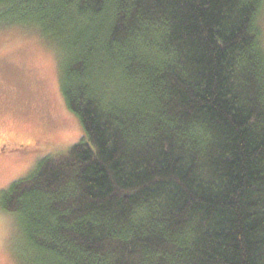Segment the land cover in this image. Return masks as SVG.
I'll return each mask as SVG.
<instances>
[{
  "label": "trees",
  "instance_id": "trees-1",
  "mask_svg": "<svg viewBox=\"0 0 264 264\" xmlns=\"http://www.w3.org/2000/svg\"><path fill=\"white\" fill-rule=\"evenodd\" d=\"M264 0H0L84 131L0 192L18 264H264Z\"/></svg>",
  "mask_w": 264,
  "mask_h": 264
},
{
  "label": "rangeland",
  "instance_id": "rangeland-1",
  "mask_svg": "<svg viewBox=\"0 0 264 264\" xmlns=\"http://www.w3.org/2000/svg\"><path fill=\"white\" fill-rule=\"evenodd\" d=\"M83 136L61 93L53 50L32 30H0V147L29 146L24 153L0 157V192ZM15 225L14 215L0 209V264H18L24 251Z\"/></svg>",
  "mask_w": 264,
  "mask_h": 264
},
{
  "label": "flooded vegetation",
  "instance_id": "flooded-vegetation-1",
  "mask_svg": "<svg viewBox=\"0 0 264 264\" xmlns=\"http://www.w3.org/2000/svg\"><path fill=\"white\" fill-rule=\"evenodd\" d=\"M29 146L26 144H20L15 147H9L8 145H3L0 147V157L7 156V155H16L21 154L27 151Z\"/></svg>",
  "mask_w": 264,
  "mask_h": 264
}]
</instances>
